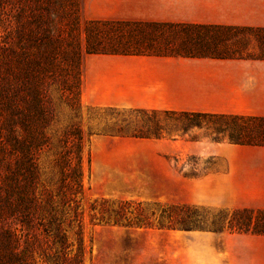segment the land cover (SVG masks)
Returning <instances> with one entry per match:
<instances>
[{"label": "trees", "instance_id": "1", "mask_svg": "<svg viewBox=\"0 0 264 264\" xmlns=\"http://www.w3.org/2000/svg\"><path fill=\"white\" fill-rule=\"evenodd\" d=\"M75 0H0V264H82L83 221L79 202L82 195V163L85 137L72 125L56 138L52 152L55 182L45 185L39 166L43 152L51 151L47 130L54 120L48 93L52 85L63 99L74 90L80 100V76L73 73L74 51L80 21ZM127 24L162 25L177 29L193 46L177 56L228 57L216 52L222 32L252 31L264 35V28L153 22L83 21L85 54L130 53L104 49L103 35L109 26ZM103 31L102 28H107ZM105 37V36H104ZM264 44V37L259 38ZM119 41V40H118ZM82 57V56H81ZM264 60V56L258 58ZM81 62V58H80ZM147 117L130 133L120 137L159 139L171 136L167 122L159 115L174 116L181 135L191 128L210 126L212 141L241 146H264V117L206 114L183 111L134 109ZM96 200L91 209L96 210ZM101 199L96 219L102 223L174 229L206 228L210 231H251L264 235V210L222 209L206 218L200 207L153 205L149 214L141 203ZM155 211V212H154ZM95 218L94 216H92ZM152 217V218H151Z\"/></svg>", "mask_w": 264, "mask_h": 264}, {"label": "crops", "instance_id": "2", "mask_svg": "<svg viewBox=\"0 0 264 264\" xmlns=\"http://www.w3.org/2000/svg\"><path fill=\"white\" fill-rule=\"evenodd\" d=\"M85 18L103 21L264 28V0H92ZM80 103L114 110L183 111L264 117V60L157 54L91 53L80 62ZM151 141L158 155L220 156L219 175L198 178L222 199L234 193L264 202V161L240 162L237 153L264 146ZM213 196L211 202L218 199ZM132 264H264V235L214 231H137ZM118 264H121L120 261Z\"/></svg>", "mask_w": 264, "mask_h": 264}, {"label": "rangeland", "instance_id": "3", "mask_svg": "<svg viewBox=\"0 0 264 264\" xmlns=\"http://www.w3.org/2000/svg\"><path fill=\"white\" fill-rule=\"evenodd\" d=\"M76 13L80 21L78 40L81 48L74 51L73 73L81 74L80 58L85 54V34L83 21L85 8L95 10L92 0H75ZM103 31L108 29L102 28ZM108 35H103L104 49L135 51L144 54L173 55L194 51L187 44L186 36L177 29L162 25L127 24L109 26ZM222 41L216 44V52L228 57L258 59L264 56V44L259 38L264 35L246 30L222 32ZM105 36V37H104ZM119 40V41H118ZM111 46V48H110ZM54 120L47 132L51 137L52 149L39 157L42 180L51 185L56 180L52 169V152L55 150L56 138L65 129L78 125L85 137L82 163V195L79 209L82 212L84 255L82 264H132L135 253L134 239L139 238L137 231H210L206 228L167 229L152 225L137 227L113 225L99 222L96 211L101 199L111 203L124 200L141 203L150 217L153 205L189 204L200 207L199 214L206 218L216 214L217 210L249 208L264 210V202H253L247 194H233L221 202L220 193L215 196L207 185H198V178L219 175L226 171V161L220 156L198 157L196 155L180 156L176 152L158 155L151 141L126 140L119 134L130 133L147 117L141 113L127 110L99 109L80 103L74 90L68 99H63L57 86L48 90ZM159 120L166 121V128L171 135L180 138L181 125L174 116L159 115ZM210 126L191 128L182 139L190 142L214 143ZM171 138V136H166ZM227 144L226 140L220 142ZM242 163L264 161L263 154L237 153ZM215 196L218 201L209 199ZM96 200V210L91 207ZM155 212V211H154ZM95 214V218L92 217ZM152 218V217H151ZM231 233H250L251 231H215Z\"/></svg>", "mask_w": 264, "mask_h": 264}]
</instances>
